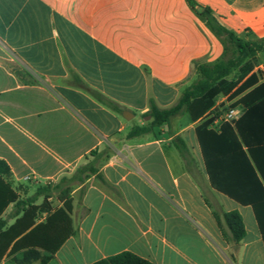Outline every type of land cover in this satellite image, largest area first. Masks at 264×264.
<instances>
[{"label": "crops", "instance_id": "1", "mask_svg": "<svg viewBox=\"0 0 264 264\" xmlns=\"http://www.w3.org/2000/svg\"><path fill=\"white\" fill-rule=\"evenodd\" d=\"M196 1L239 37L264 40V0ZM223 53L187 0H0V161L13 188L28 198L81 166L97 170L71 185L74 234L48 264H93L124 252L153 264H264L252 206L210 184L196 133L206 116L128 138L146 125L153 101L176 105L195 62L212 64ZM253 72L264 83V63ZM178 136L192 173L172 145ZM50 202L53 212L63 207L56 192ZM232 211L247 232L239 243L223 217Z\"/></svg>", "mask_w": 264, "mask_h": 264}, {"label": "trees", "instance_id": "2", "mask_svg": "<svg viewBox=\"0 0 264 264\" xmlns=\"http://www.w3.org/2000/svg\"><path fill=\"white\" fill-rule=\"evenodd\" d=\"M204 19L209 29L222 41L224 53L212 64L195 62L199 79L187 87L176 105L160 109L153 101L145 117L151 121L137 126L129 133L132 139L153 132L154 128L171 124L177 117L189 115L193 122L216 114V99L230 95L238 99L234 104L244 108L243 116L232 126L223 125L220 132L210 128L207 120L196 128L210 184L217 191L254 209L264 239V83L254 73L250 61L264 52V40H245L222 26L210 8L196 0H187ZM246 66L243 80H229L232 73ZM93 97L115 111L121 109L97 91ZM172 145L192 173L194 160L185 140L178 136ZM97 170L90 164L79 167L70 178H62L53 188L40 187L35 195L21 198L10 182L11 169L0 161V264H48L62 245L74 234L73 198L71 185L84 183ZM57 193L63 207L53 212L50 199ZM40 197L43 203L37 204ZM14 211L4 216L9 207ZM48 213L45 220L42 214ZM220 222V217L215 214ZM224 221L235 243L241 242L247 232L238 211L224 214ZM11 221H14L11 223ZM93 264H153L131 252H124Z\"/></svg>", "mask_w": 264, "mask_h": 264}, {"label": "rangeland", "instance_id": "3", "mask_svg": "<svg viewBox=\"0 0 264 264\" xmlns=\"http://www.w3.org/2000/svg\"><path fill=\"white\" fill-rule=\"evenodd\" d=\"M264 63V52L259 53L258 56L250 61V64H252L255 67H258L260 64ZM246 66H241L240 68L236 69L232 75L229 77V80H233L235 82H241L243 80V69ZM199 79V74L197 73L196 69L194 71V73L191 75V77L189 78V84H193L195 83L197 80ZM238 99H231L230 95H221L216 99V106H220L221 110L217 108L216 114H222L223 112H227L230 108H234L233 106H235L234 104L237 102ZM211 114H209L208 116H210ZM206 116V120H213L212 115L211 117ZM151 121V119H147V122ZM201 181L203 180V177L199 178ZM28 192L30 193V195H32L35 191L29 189Z\"/></svg>", "mask_w": 264, "mask_h": 264}, {"label": "built area", "instance_id": "4", "mask_svg": "<svg viewBox=\"0 0 264 264\" xmlns=\"http://www.w3.org/2000/svg\"><path fill=\"white\" fill-rule=\"evenodd\" d=\"M220 109V106H216V110ZM243 115V109L239 107L230 108L227 112L222 114H213V122L210 125V128L216 132H220L223 125H234Z\"/></svg>", "mask_w": 264, "mask_h": 264}, {"label": "water", "instance_id": "5", "mask_svg": "<svg viewBox=\"0 0 264 264\" xmlns=\"http://www.w3.org/2000/svg\"><path fill=\"white\" fill-rule=\"evenodd\" d=\"M127 114H129V112L124 113V117L126 120L130 121L131 119H133L134 116L132 114H130V116H128ZM147 119H151V117H147Z\"/></svg>", "mask_w": 264, "mask_h": 264}]
</instances>
